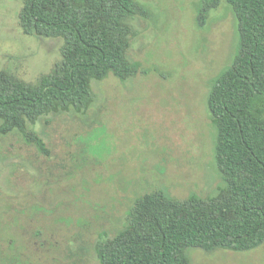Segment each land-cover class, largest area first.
Returning a JSON list of instances; mask_svg holds the SVG:
<instances>
[{
  "label": "rangeland",
  "instance_id": "1",
  "mask_svg": "<svg viewBox=\"0 0 264 264\" xmlns=\"http://www.w3.org/2000/svg\"><path fill=\"white\" fill-rule=\"evenodd\" d=\"M136 1L148 9L128 55L141 65L136 77L93 80L87 113L30 126L49 155L19 131L0 133V264H99L98 242L123 228L142 194L185 198L223 185L207 97L236 54L237 19L222 0L199 29L195 0ZM22 7L0 0V70L38 83L64 40L26 35ZM187 255L190 264H264V245Z\"/></svg>",
  "mask_w": 264,
  "mask_h": 264
},
{
  "label": "trees",
  "instance_id": "2",
  "mask_svg": "<svg viewBox=\"0 0 264 264\" xmlns=\"http://www.w3.org/2000/svg\"><path fill=\"white\" fill-rule=\"evenodd\" d=\"M221 1L195 0L199 29ZM224 1L237 19L239 42L207 97L223 185L185 198L159 189L142 194L123 228L98 242L99 264H190L189 248L249 252L264 245V0ZM22 2L24 33L62 38V57L38 83L0 70V133L19 131L49 155L29 127L52 114L87 113L93 80L136 77L141 65L128 55L139 36L134 22L148 9L136 0Z\"/></svg>",
  "mask_w": 264,
  "mask_h": 264
}]
</instances>
